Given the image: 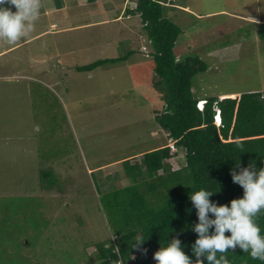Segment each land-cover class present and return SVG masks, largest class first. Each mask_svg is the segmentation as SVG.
<instances>
[{"label": "rangeland", "instance_id": "rangeland-1", "mask_svg": "<svg viewBox=\"0 0 264 264\" xmlns=\"http://www.w3.org/2000/svg\"><path fill=\"white\" fill-rule=\"evenodd\" d=\"M109 1L68 4L62 25L80 27L33 38L58 17L45 15L55 2L41 0L28 36L14 44L0 39V264L95 263V245L112 237L108 192L131 183L121 162L140 161L139 152L169 140L153 120L163 104L150 60L143 70L132 65L149 55L142 26L114 21L126 4ZM173 2L191 11L167 9L182 29L178 56L207 64L193 78L195 97L264 91V0ZM131 48L127 63L77 69ZM169 164L182 167L183 152ZM155 252L138 257L156 264Z\"/></svg>", "mask_w": 264, "mask_h": 264}, {"label": "trees", "instance_id": "trees-1", "mask_svg": "<svg viewBox=\"0 0 264 264\" xmlns=\"http://www.w3.org/2000/svg\"><path fill=\"white\" fill-rule=\"evenodd\" d=\"M53 1L55 8L62 7V0ZM134 1L136 7L126 9L125 15L140 16L141 34L147 40L149 55L140 56L141 61L132 65L142 69L146 59L150 60L163 104L161 111H154L153 120L160 132L174 142L177 151L172 152L168 141L161 140L155 144L159 146L139 152L140 161L121 162L131 183L108 192L106 205L112 237L95 245L96 258L92 264H117L121 258L125 264H146L138 254L141 252L143 256L144 250L157 251L172 238L181 240L191 258L190 249L197 238L191 226L197 223V217L189 195L200 188H209L217 191L209 199L226 205L243 193L231 179L230 170L235 163L239 162L241 168L249 162L257 169L264 167V91L202 97L205 105L199 111L196 103L200 97H195L192 81L196 74L207 70V64L198 55L178 56L176 43L182 29L167 17L170 8L184 10V5L173 0ZM133 53L130 49L118 58L100 59L77 69L90 71L127 63ZM179 151L184 154V165L173 170L169 160ZM256 222L264 234V214L258 215ZM137 237L145 239L139 249L132 248ZM115 248H119V254ZM227 257L229 264H264L238 247L229 250Z\"/></svg>", "mask_w": 264, "mask_h": 264}, {"label": "clouds", "instance_id": "clouds-1", "mask_svg": "<svg viewBox=\"0 0 264 264\" xmlns=\"http://www.w3.org/2000/svg\"><path fill=\"white\" fill-rule=\"evenodd\" d=\"M126 6L134 9L136 2L129 0ZM40 10L41 0H0V39L14 44L28 36L34 29ZM142 48L144 46H141V53L145 50ZM204 105V99L198 100L196 108L202 111ZM167 146L172 152L177 151L171 139ZM230 175L243 193L228 204L210 200L217 191L209 188H200L188 197L197 217V223L191 226L197 235L190 249L191 258L185 253L181 240L172 238L153 253L156 264H229L227 254L237 247L253 259L264 261V234L256 222L257 216L264 214V167L257 169L253 162H249L247 167L241 168L238 162L230 170ZM144 240L137 237L132 248L139 249ZM115 250L119 254V248ZM125 262L121 258L117 264Z\"/></svg>", "mask_w": 264, "mask_h": 264}, {"label": "crops", "instance_id": "crops-1", "mask_svg": "<svg viewBox=\"0 0 264 264\" xmlns=\"http://www.w3.org/2000/svg\"><path fill=\"white\" fill-rule=\"evenodd\" d=\"M100 1L102 2L103 0H96L93 4L94 5L97 4V3L101 4ZM62 2H63V5L60 8H55V6H51V7H47L46 9H44V10H46L45 15L47 17H49L50 14H56L58 17H56L55 19H50V17H49L48 24L46 25V28L44 30H39L38 32H36V34L33 36V38H35L37 36H40V35H43V34L48 33V32H50L49 34H57L58 35V34H62V33H65V32L73 31V29L78 24H73L72 22H68V20H67L65 22V25H62V18L60 17L61 13L65 12L68 9V4L69 5L73 4V7H72L73 9H78V8H81V7H85L86 8L89 5L87 3V0H62ZM124 2H125V4L127 3V5H129V0H124ZM109 3H111V2L108 0V5H109ZM105 6H106V2H105ZM126 8L128 9V7L126 5H123L122 7H120V11H119V13L116 16L114 21L120 22L121 21V17L122 18L123 17H127L126 20H129V21L135 20V21H133L134 27L136 25L137 26H142V21H141V18H140V16L138 14H136V15H125ZM187 8L188 7L186 5H184L183 9L186 10L187 12H191V11H188L189 9H187ZM44 10L42 9L41 13H43ZM65 17H68V15L66 13H65L63 18L65 19ZM138 18H140V19H138ZM249 21H252L253 24H257L258 23L259 25H263V23H260V21L257 18H254V17L253 18H249ZM101 22H103V21L101 20V21H97V22H88L87 24H84V26L91 25V24L93 25L94 23H101ZM80 26L81 25H78L77 27H80ZM33 38H31V39H33ZM9 49H11V48H9ZM43 61L44 62H42L41 64L45 65L46 61L45 60H43ZM44 73L45 74L52 73V71H49V69H47V70L44 71ZM201 99H203V98L200 97L199 100H201ZM156 146H159V145H154V147H156Z\"/></svg>", "mask_w": 264, "mask_h": 264}, {"label": "built area", "instance_id": "built-area-1", "mask_svg": "<svg viewBox=\"0 0 264 264\" xmlns=\"http://www.w3.org/2000/svg\"><path fill=\"white\" fill-rule=\"evenodd\" d=\"M171 148L173 149L172 145H171Z\"/></svg>", "mask_w": 264, "mask_h": 264}]
</instances>
